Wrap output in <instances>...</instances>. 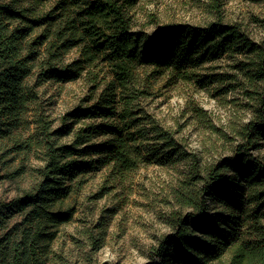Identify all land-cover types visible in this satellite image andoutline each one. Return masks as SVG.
Returning <instances> with one entry per match:
<instances>
[{"label":"trees","instance_id":"trees-1","mask_svg":"<svg viewBox=\"0 0 264 264\" xmlns=\"http://www.w3.org/2000/svg\"><path fill=\"white\" fill-rule=\"evenodd\" d=\"M224 54L245 55L246 76L262 83L252 91L257 119L241 129L243 142L233 156L215 162L205 178L195 166L188 184L179 187L176 206L192 212L180 218L175 211L179 217L173 216L170 233L151 248L150 260L158 257L160 264H215L229 251L231 264H264V164L250 152L254 140L264 141V39L254 43L237 26L221 21L170 24L147 35L133 30L121 0H0V150L26 158L34 150L40 162L30 186L0 203V264H57L51 244L57 229L75 214L73 207L65 206L72 190L67 180L104 165L114 179L124 181L143 161L132 132V106L145 96L138 67L187 74ZM80 77L96 87L103 84L98 110L102 123L80 128L69 144L57 145V132L38 106L36 87ZM73 117L67 114L63 120ZM152 131L171 147L161 130ZM93 135L106 140L92 143ZM212 198L234 214L227 222L235 215L248 218L244 227L251 240L246 248L234 244L237 234L222 228L227 222L221 215L211 224L206 201ZM14 218L15 229L4 233ZM199 223L207 228L196 235L192 227Z\"/></svg>","mask_w":264,"mask_h":264},{"label":"rangeland","instance_id":"rangeland-1","mask_svg":"<svg viewBox=\"0 0 264 264\" xmlns=\"http://www.w3.org/2000/svg\"><path fill=\"white\" fill-rule=\"evenodd\" d=\"M121 2L133 30L147 35L170 24L205 26L221 21L237 26L254 43L264 39V0ZM245 59L242 54H224L187 74L148 65L136 69L145 96L132 106L136 113V129L132 132L136 133L143 161L124 181L114 179L104 165L83 177L77 176L81 178L77 183L75 176L67 180L72 190L65 206L73 207L75 214L57 229L51 244L57 264H160L158 257L150 260L151 248L170 233L173 216L179 217L173 214L175 211L181 214L180 218L192 212L176 206L179 187L188 184L195 166L200 177L205 178V171L215 162L233 156L236 145L243 142L241 129L248 121L257 119L252 91L261 89L262 83L246 76L242 68ZM102 70L107 72L106 67ZM96 74L102 77L98 71ZM89 80L80 77L68 83L45 81L36 87L38 106L52 122L51 130L57 132L53 137L57 145L69 144L72 134L80 128H96L102 123L98 110L103 84L96 87ZM67 114L74 117L65 121ZM154 128L165 134L171 147L157 140ZM90 140L99 144L106 138L93 135ZM250 152L264 164V141L254 140ZM39 165L34 150L27 158L17 153L6 155L0 150V203L22 194L32 183L33 170ZM206 209L211 224H216L215 216L221 215L227 222L234 215L216 198L206 201ZM232 218L222 228L237 234L240 240L236 238L234 244L246 248L251 239L244 225L249 220L241 215ZM15 223L17 218L10 221L4 233L15 229L11 228ZM192 228L198 235L207 225L199 223ZM91 246L97 250H91ZM231 257L229 251L215 264H231Z\"/></svg>","mask_w":264,"mask_h":264}]
</instances>
